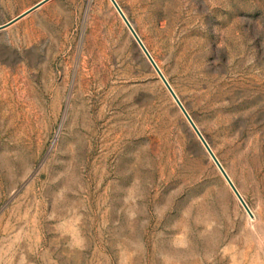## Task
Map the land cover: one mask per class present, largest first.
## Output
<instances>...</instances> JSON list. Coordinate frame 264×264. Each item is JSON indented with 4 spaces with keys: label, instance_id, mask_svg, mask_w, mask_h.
I'll use <instances>...</instances> for the list:
<instances>
[{
    "label": "rangeland",
    "instance_id": "rangeland-1",
    "mask_svg": "<svg viewBox=\"0 0 264 264\" xmlns=\"http://www.w3.org/2000/svg\"><path fill=\"white\" fill-rule=\"evenodd\" d=\"M42 0H0V25ZM50 0L0 31V264H264V0Z\"/></svg>",
    "mask_w": 264,
    "mask_h": 264
},
{
    "label": "water",
    "instance_id": "water-1",
    "mask_svg": "<svg viewBox=\"0 0 264 264\" xmlns=\"http://www.w3.org/2000/svg\"><path fill=\"white\" fill-rule=\"evenodd\" d=\"M49 1L50 0H42V1L38 2L37 4H35L33 7H31L30 9H28L27 11H25L24 13L20 14L19 16H17L16 18H14L13 20L9 21L8 23H5V24L0 25V31L6 29L7 27H9L12 24L16 23L17 21H19L20 19H22L25 16L29 15L30 13H32L36 9L40 8L41 6H43L44 4H46ZM111 1L114 4V6L116 7V9L118 10V12L120 13L121 17L123 18V20L125 21V23L127 24V26L129 27V29L132 32V34L134 35L135 39L137 40V42L139 43V45L141 46V48L143 49V51L145 52V54L147 55V57L149 58V60L155 66V68L158 71L159 75L161 76L163 82L165 83V85L167 86L168 90L170 91V93L172 94V96L174 97V99L176 100V102L178 103V105L180 106L181 110L184 112L185 116L187 117V119L189 120L190 124L192 125V127L194 128V130L196 131V133L198 134L199 138L201 139V141L203 142V144L207 148L208 152L210 153L211 157L213 158V160L215 161V163L217 164V166L221 170L222 174L224 175V177L226 178V180L228 181V183L230 184V186L232 187V189L234 190V192L236 193V195L238 196V198L240 199V201L242 202V204L244 205V207L249 212H251L250 209H249V207H248V205H247V203L245 202V200L242 198L240 192L238 191L236 185L232 181L231 177L229 176V174L225 170L224 166L221 164V162L219 161L218 157L213 152L212 148L210 147V145L206 141L205 137L203 136V134L201 133V131L197 127L196 123L194 122V120L192 119V117L190 116V114L188 113V111L186 110V108L184 107V105L181 102L180 98L178 97V95L176 94V92L174 91V89L172 88V86L170 85V82L166 79V77L164 76V74L160 70L159 66L157 65V63L155 62L154 58L152 57V55L148 51L147 47L144 45L143 41L141 40L140 36L138 35V33L134 29L133 25L131 24L130 20L128 19V17L124 13V11L120 7V5L118 4L117 0H111Z\"/></svg>",
    "mask_w": 264,
    "mask_h": 264
},
{
    "label": "bare ground",
    "instance_id": "bare-ground-1",
    "mask_svg": "<svg viewBox=\"0 0 264 264\" xmlns=\"http://www.w3.org/2000/svg\"><path fill=\"white\" fill-rule=\"evenodd\" d=\"M142 40V39H141ZM145 45V44H144ZM146 46V45H145ZM151 54V53H150ZM153 57V56H152ZM156 62V61H155ZM152 63V62H151ZM153 65V64H152ZM158 65V64H157ZM154 66V65H153ZM154 68H155V66H154ZM160 68V67H159ZM156 69V68H155ZM161 70V69H160ZM157 71V70H156ZM162 71V70H161ZM157 73H158V71H157ZM163 73V72H162ZM158 75H159V73H158ZM160 76V75H159ZM165 76V75H164ZM161 77V76H160ZM162 79V78H161ZM167 79V78H166ZM168 80V79H167ZM171 85V84H170ZM173 88V87H172ZM175 91V90H174ZM214 152V151H213ZM210 154V153H209ZM238 189V188H237ZM239 191V190H238ZM240 192V191H239ZM236 194V193H235ZM242 196V195H241ZM243 198V197H242ZM244 199V198H243Z\"/></svg>",
    "mask_w": 264,
    "mask_h": 264
}]
</instances>
